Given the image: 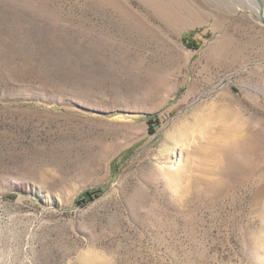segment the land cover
<instances>
[{"label":"rangeland","instance_id":"1","mask_svg":"<svg viewBox=\"0 0 264 264\" xmlns=\"http://www.w3.org/2000/svg\"><path fill=\"white\" fill-rule=\"evenodd\" d=\"M258 5L0 0V264H264Z\"/></svg>","mask_w":264,"mask_h":264},{"label":"bare ground","instance_id":"2","mask_svg":"<svg viewBox=\"0 0 264 264\" xmlns=\"http://www.w3.org/2000/svg\"><path fill=\"white\" fill-rule=\"evenodd\" d=\"M188 19L189 17L182 16L180 19H178V21L186 23ZM219 115L224 116L225 115L224 110L219 112ZM208 123H209L208 118H205L204 116H198L196 120L194 121V126H198V125L204 126V125H207ZM238 143L231 145L232 147L230 149L229 154L227 155L228 161H227L226 171L233 174L236 177L243 178L242 176L248 173L249 169L251 168V161L249 159V155H252L255 153L256 145L252 141H248V143H245V145L243 141L240 142L239 145ZM179 163L176 166H174L173 164L170 165L169 171H166L163 169L164 175L167 176L168 180L173 183H177L178 181H180L182 173H183V167Z\"/></svg>","mask_w":264,"mask_h":264},{"label":"water","instance_id":"3","mask_svg":"<svg viewBox=\"0 0 264 264\" xmlns=\"http://www.w3.org/2000/svg\"><path fill=\"white\" fill-rule=\"evenodd\" d=\"M257 2H258V6H259V10H258V12H257V14H258V18H259V20L262 22V23H264V16H263V14H262V10H261V8H262V6H261V2L259 1V0H256Z\"/></svg>","mask_w":264,"mask_h":264},{"label":"clouds","instance_id":"4","mask_svg":"<svg viewBox=\"0 0 264 264\" xmlns=\"http://www.w3.org/2000/svg\"><path fill=\"white\" fill-rule=\"evenodd\" d=\"M105 260L107 261V264H115V254L106 256Z\"/></svg>","mask_w":264,"mask_h":264}]
</instances>
